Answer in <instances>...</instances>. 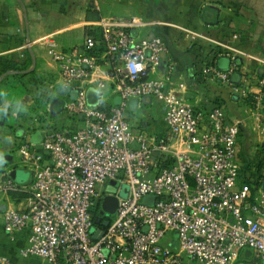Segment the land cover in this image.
<instances>
[{
  "label": "built area",
  "instance_id": "2783aa9c",
  "mask_svg": "<svg viewBox=\"0 0 264 264\" xmlns=\"http://www.w3.org/2000/svg\"><path fill=\"white\" fill-rule=\"evenodd\" d=\"M83 1L99 10L100 0ZM140 24L134 17L101 16L99 39L86 34L68 49L48 47L59 87L74 92L63 97L62 119L79 125L44 126L38 144H20L17 166L30 172L29 182L12 179L13 168L0 157V198L25 194L20 207L0 208L4 234L18 243L19 257L40 264H264V166L258 177L260 161L240 159L246 122L231 120L220 101L191 104L180 89L184 82L172 79V62L163 75H150L167 44L160 36H138L133 30ZM185 31L191 42L220 47L228 60L225 69L202 65L203 80L235 90L238 58L264 64L195 29ZM98 45L103 50L93 53ZM102 60L116 84V104L88 95ZM251 93L250 129L264 134V76ZM144 98L160 105L164 134L131 125L129 102ZM106 196L117 200L112 214L101 213ZM146 196L154 201L143 202ZM0 264L18 263L0 254Z\"/></svg>",
  "mask_w": 264,
  "mask_h": 264
},
{
  "label": "crops",
  "instance_id": "0c3cea01",
  "mask_svg": "<svg viewBox=\"0 0 264 264\" xmlns=\"http://www.w3.org/2000/svg\"><path fill=\"white\" fill-rule=\"evenodd\" d=\"M101 16L137 18L141 24L133 31L138 36L162 37L168 52L162 55L160 67L150 75L161 76L167 63H174L172 79L175 83L184 82L185 87L180 89L191 104L206 108L220 101L231 120L246 122L240 159L247 163V158L251 161L262 154L264 134L250 129L255 119L249 115L248 100L252 98L255 82L264 76V64L238 58L241 73L235 75V90L218 81L203 80L199 73L202 65L215 63L225 69L228 60L218 53L214 57V45L208 41L191 42L185 29H195L264 61V0H100L98 11L83 0H0V72L7 62L16 65L0 75V157L10 156L5 161L7 167L19 168L17 149L23 141L38 144L33 136L36 133L40 138L44 125L34 116L39 108L43 110L36 98L51 95L53 109L62 113L64 95L58 92L61 88L57 66L47 54L48 47L68 49L78 45L88 31L94 32ZM234 33L238 34L237 39L231 38ZM101 62L94 69L92 80L103 81L105 85L99 88L92 82L88 95L92 101L116 104L119 101L116 84L108 75L109 65L104 60ZM223 62H227L225 67ZM131 102L132 99L128 106L129 121L141 107L154 108L156 113L147 122L152 123L147 129L146 125L134 126L156 134L165 133L162 110L156 101L144 98ZM62 117L57 120L70 129L79 125L75 119ZM20 199L1 197L0 208L20 207ZM16 245L6 237L0 223V254L10 256L18 264L35 262L19 257Z\"/></svg>",
  "mask_w": 264,
  "mask_h": 264
},
{
  "label": "rangeland",
  "instance_id": "374dc122",
  "mask_svg": "<svg viewBox=\"0 0 264 264\" xmlns=\"http://www.w3.org/2000/svg\"><path fill=\"white\" fill-rule=\"evenodd\" d=\"M223 63H224L223 66L225 67L227 62H223ZM60 115L63 116V114L61 113V110L55 111L51 103H49L48 105V110L44 111L39 108L34 114V116L38 119L40 123H43L44 126H51V127L55 125H60L62 123L60 120H57ZM155 115L156 113H155L154 108H142L141 107L134 114H132V116H130V119H131L130 123L131 125H138V126L146 125L145 128L147 129V127L152 125V123H147V122L151 119V117H155ZM156 119H157L156 122H159L158 121L159 118H156ZM33 137L34 139H36L37 142H39L40 138L38 134L35 133ZM248 147L250 149V146H248L247 144L245 149L248 150ZM258 149H259L258 146H256L255 150H258ZM249 160L250 159L247 158L248 163L250 162ZM254 160L261 161L264 166V148L262 149V154L260 156L253 158V161ZM15 174H16V182L19 184L26 183L30 179V172L21 166L17 168ZM32 264H40V262L38 263L35 261Z\"/></svg>",
  "mask_w": 264,
  "mask_h": 264
},
{
  "label": "trees",
  "instance_id": "16d2710c",
  "mask_svg": "<svg viewBox=\"0 0 264 264\" xmlns=\"http://www.w3.org/2000/svg\"><path fill=\"white\" fill-rule=\"evenodd\" d=\"M93 31H94L93 33L91 31H88V34H92L95 39H99L100 38V31L97 28H95ZM102 50H103V47L98 45L96 48L93 49V51H94L93 53L98 54ZM219 52H222V49L220 47H218V46H215L214 47V57ZM99 63L101 64L102 62H99ZM15 68H16V65L13 62H7V64H4L3 70L0 72V75H1V73L7 71L8 69H15ZM38 84H39V88H41V86H42L41 82L38 83ZM58 92L62 93L64 96H71V92H68V91H65V90H62V89H60V91H58ZM36 99H37V102L39 104H41V106H42L44 111H45L46 105L51 103V101H52L51 95L49 96V95H44V94L41 95L39 98H36ZM262 165L263 164L260 161L258 163V166L255 169V170H257L258 177H262V174H260V168H261ZM246 168L248 169L249 165H247ZM23 195H25V194H23V193L22 194H19V193L18 194L17 193L9 194L10 198L14 199L16 201L18 200L19 197H22Z\"/></svg>",
  "mask_w": 264,
  "mask_h": 264
},
{
  "label": "water",
  "instance_id": "95a60500",
  "mask_svg": "<svg viewBox=\"0 0 264 264\" xmlns=\"http://www.w3.org/2000/svg\"><path fill=\"white\" fill-rule=\"evenodd\" d=\"M73 95H74V92H71V96H73ZM135 101H136L135 99H132L131 103H135ZM56 102H57V100H54V103H56ZM9 159H10L9 155L3 156V160L4 161H7ZM15 173H16V170H12L10 172V177L12 179H16V174ZM110 184L111 185H116V182L110 181ZM262 186L264 188V180L262 181ZM110 189H112V188H110ZM125 192H126V188L124 187L123 188V193H125ZM153 201H154V196H146V197L143 198V202H145V203H152ZM116 203H117V200H116L115 197L106 196L105 199L103 200V203H102L101 213L106 212L108 214H112L115 211ZM96 223H99V220H96ZM102 224L103 225H107V221H104Z\"/></svg>",
  "mask_w": 264,
  "mask_h": 264
},
{
  "label": "clouds",
  "instance_id": "9594fccd",
  "mask_svg": "<svg viewBox=\"0 0 264 264\" xmlns=\"http://www.w3.org/2000/svg\"><path fill=\"white\" fill-rule=\"evenodd\" d=\"M137 67H140V66H137Z\"/></svg>",
  "mask_w": 264,
  "mask_h": 264
}]
</instances>
